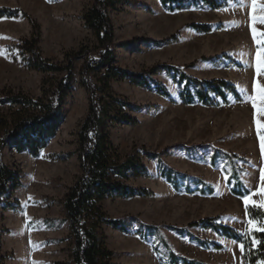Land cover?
Masks as SVG:
<instances>
[{"label": "rangeland", "instance_id": "374dc122", "mask_svg": "<svg viewBox=\"0 0 264 264\" xmlns=\"http://www.w3.org/2000/svg\"><path fill=\"white\" fill-rule=\"evenodd\" d=\"M94 1L0 0V6L21 9L37 20L44 56L62 64L67 51L97 45L82 18ZM219 1L227 4L214 8L202 0H185L186 8L170 10L161 0H128L120 4V10L108 11L115 28L116 64L131 72L146 71L171 94L166 97L129 80L112 81L115 93L139 107L134 112L138 123L112 127V140L124 158L138 155L142 159L149 174L131 178L130 183L152 192L104 201L109 216L128 226L126 231L104 226L114 252L113 264H167L170 249L207 264H247L242 242L210 228L188 227L192 221L213 218L247 233L251 218L244 197L264 200L259 194L264 175V115L259 99L264 87V39L260 36L264 24H255L254 39L252 0H244L243 7L235 0ZM260 4L264 0H257ZM261 14L257 7L255 15ZM193 23H208L212 29L198 31ZM31 33L26 17H0V91L22 89L38 98L43 78L61 75L26 67V56L18 46ZM99 56L98 49L90 54V58ZM82 64L83 59L75 62L73 91L65 103L62 124L47 147L38 156L10 147L2 151V160L19 171L21 179V185L9 189L0 204V257L5 264L70 260L72 239L62 202L81 174L75 153L77 132L89 107V95L80 84ZM162 64L199 79L228 80L241 99L228 92L226 102L217 97L209 105L183 103L182 86ZM8 110L9 105H0V113ZM164 167L179 176V188L161 175ZM234 170L242 187L251 190L245 196L234 194L228 184ZM198 179L211 185L213 192L198 191ZM174 227H188L189 232L182 234ZM214 243L221 247L215 248Z\"/></svg>", "mask_w": 264, "mask_h": 264}, {"label": "trees", "instance_id": "16d2710c", "mask_svg": "<svg viewBox=\"0 0 264 264\" xmlns=\"http://www.w3.org/2000/svg\"><path fill=\"white\" fill-rule=\"evenodd\" d=\"M128 0H95L85 9L82 18L86 28L93 32L97 45H81L77 50L65 53L62 64L45 57L41 47V25L32 16L18 8L0 6V17H26L32 25L29 38L21 39L18 47L26 56L23 61L30 70L44 74L59 73V77H44L41 84L42 94L32 97L22 89L4 88L0 91V105H9L8 113H0V204L8 190H15L21 185L20 173L2 160V151L10 147L19 152H28L38 156L47 147L63 121L64 106L73 91L75 78V62L83 59L80 67V84L89 95L88 112L79 125L77 132V148L81 174L68 187L63 199V209L70 226L72 248L70 260L58 264H113L114 252L107 244L104 226L126 231L128 226L122 219L109 216L104 208L108 198L144 197L152 192L145 187H137L130 183L131 178L149 174L146 165L138 155L122 156L111 136L112 127L120 124L133 125L138 123L134 115L139 107L115 93L113 80H129L132 83L148 88H155L160 94L171 97L167 87L146 71L131 72L116 64L113 49L115 28L108 11L120 10V4ZM204 3L218 8L227 4L219 0H202ZM163 6L170 10L183 9L185 0H161ZM198 31L208 32L212 25L193 23ZM100 50L98 58H90L95 50ZM160 67L173 72L177 83L182 86L180 98L183 103L213 104L220 97L228 101L229 93L237 99L241 96L236 86L225 79H199L173 65L162 64ZM154 83V87H152ZM214 93V97L212 96ZM152 158L157 155H151ZM161 175L175 188H179V176L173 169L164 167ZM201 193L213 192V187L203 180H196ZM231 191L238 196H245L248 189L242 187L236 170L228 180ZM6 208H14L12 204ZM264 214V209L259 210ZM249 217L253 218V210L248 209ZM259 220L260 217L256 216ZM202 226L216 231L244 244V256L247 264H264V232L242 233L230 225L214 222L213 218L195 220L188 227ZM188 227H174L179 233H187ZM197 238V237H196ZM261 241L253 244L252 240ZM199 240V239H197ZM200 241V240H199ZM200 244L208 246L201 240ZM220 248L219 243H214ZM170 247V246H169ZM171 248V247H170ZM167 264H207L197 259H190L170 249ZM0 264H5L0 257Z\"/></svg>", "mask_w": 264, "mask_h": 264}, {"label": "snow or ice", "instance_id": "6c2138e0", "mask_svg": "<svg viewBox=\"0 0 264 264\" xmlns=\"http://www.w3.org/2000/svg\"><path fill=\"white\" fill-rule=\"evenodd\" d=\"M235 2L237 4H239L240 6H244V0H235ZM257 7H259L262 10V14L258 17L255 15V11L257 9ZM252 9H253V14L251 16L252 19V33H253V37L254 39L256 38L257 35V31L255 28V24L257 22H259L260 24H264V4H260L257 5V0H252ZM260 36L262 37V39H264V33H260ZM257 43H261L260 40L257 41ZM260 111L261 114L264 115V87L260 88ZM253 107L256 108L257 104L256 101L253 100ZM262 173H264V170H262ZM261 188L259 191V194L261 196H264V175H262V179H261ZM251 191V190H249ZM256 193H253V195H255ZM243 203L245 206V209H251L253 210V218L249 219L248 224H249V232H264V214H262L259 210L264 209V200H260L259 202H257L255 199H252L251 196H245L243 199ZM256 216H259L260 219L257 220L255 219ZM253 244H259L261 243V241L256 240L255 238H253L252 240ZM240 250L244 251V245L240 244Z\"/></svg>", "mask_w": 264, "mask_h": 264}]
</instances>
